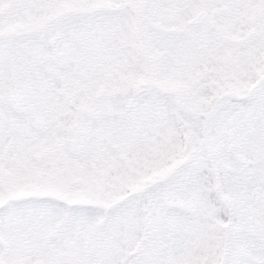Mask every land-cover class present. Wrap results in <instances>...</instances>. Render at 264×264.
Here are the masks:
<instances>
[{"label":"snow or ice","instance_id":"obj_1","mask_svg":"<svg viewBox=\"0 0 264 264\" xmlns=\"http://www.w3.org/2000/svg\"><path fill=\"white\" fill-rule=\"evenodd\" d=\"M0 264H264V0H0Z\"/></svg>","mask_w":264,"mask_h":264}]
</instances>
